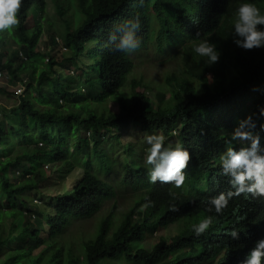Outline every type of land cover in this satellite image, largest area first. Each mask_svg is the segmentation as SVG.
<instances>
[{
	"label": "trees",
	"instance_id": "trees-1",
	"mask_svg": "<svg viewBox=\"0 0 264 264\" xmlns=\"http://www.w3.org/2000/svg\"><path fill=\"white\" fill-rule=\"evenodd\" d=\"M46 1L22 0L18 23L0 32V73L23 86L18 96L0 87V96L18 101L0 109V264H239L264 237V198L233 196L218 215L209 201L232 190L220 157L245 146L229 143L233 127L264 106V49L243 50L231 38L241 0H51L63 27L60 55L38 49L42 37L56 44L42 23ZM253 2L264 11V0ZM129 19H138L139 46L117 51L110 34ZM203 39L220 52L212 66L193 51ZM9 40L16 51L2 50ZM150 50L182 63L179 75L163 79L169 98L159 94L157 104L134 76ZM128 128L188 149L179 188L149 182L148 145L125 144L121 160L102 148L120 144ZM75 171L62 194L31 197L54 178L68 183ZM117 187L138 195L117 228L112 207L81 248L66 246L72 224L101 213ZM206 215L212 225L197 236L192 226ZM172 225H179L174 237L140 247Z\"/></svg>",
	"mask_w": 264,
	"mask_h": 264
},
{
	"label": "clouds",
	"instance_id": "clouds-1",
	"mask_svg": "<svg viewBox=\"0 0 264 264\" xmlns=\"http://www.w3.org/2000/svg\"><path fill=\"white\" fill-rule=\"evenodd\" d=\"M22 0H0V32L11 29L18 23L17 11ZM138 19L126 20L110 34L114 41V49L131 53L139 46L137 30ZM118 34V35H117ZM231 38L235 46L243 50L264 49V11L253 0H241L235 9V19L231 25ZM193 51L205 57L208 66L215 64L220 57L216 44L207 39L200 40L193 46ZM264 106H258L256 112L246 114L239 119L229 134V143L239 142L245 146L239 149L228 147L220 157L221 175L228 178L232 190L218 193L210 199L209 205L218 215L227 206L233 196L249 194L253 198H264ZM149 146L144 158L150 166L148 178L150 183H171L179 188L185 179L184 169L190 160V153L182 144L174 146L165 144V137L159 134L145 136ZM213 217L206 215L192 226L193 232L199 236L212 225ZM233 240L239 239V233L230 232ZM239 264H264V237L253 243L246 256Z\"/></svg>",
	"mask_w": 264,
	"mask_h": 264
},
{
	"label": "rangeland",
	"instance_id": "rangeland-1",
	"mask_svg": "<svg viewBox=\"0 0 264 264\" xmlns=\"http://www.w3.org/2000/svg\"><path fill=\"white\" fill-rule=\"evenodd\" d=\"M72 15L71 12L66 14V19H70L69 17ZM43 21L45 29H50L52 32L56 33V44L53 45L51 42L47 40L46 37H42L38 49L46 52L50 51L56 55H60L61 52H64L62 46V39L60 38L61 32L63 31L62 21L55 13L54 6L51 0L46 1V8L43 14ZM235 19V12L233 14L232 23ZM76 20V17H74ZM9 50L10 52H14L17 50L16 45L11 42L10 40L6 42V45L2 49ZM164 57V56H163ZM163 57L157 56L155 54V50H150L147 53L141 55V61H136V68L134 70V76L137 79H142L145 83L149 85V97L153 100L155 104H157V95L164 94L165 96L164 101L168 100L169 94L168 89L163 86V79L170 74H177L179 75L181 72L182 63L179 60H167L163 61ZM198 58V55H197ZM2 78L0 79V87H4L8 93H14V88L17 87L19 84H12L8 82L7 76L2 74ZM18 103L17 98L14 97H7V96H0V109L9 110L10 108L16 106ZM113 108V105H111ZM121 140L120 144L112 141L107 140L103 147L113 158L121 160L122 158V151L123 146L129 142L136 143L139 142L142 145H147L145 143V136L142 134H138L134 132L131 128L123 130L120 132ZM152 135V134H149ZM16 176V173H13ZM67 178L68 175L65 173L62 177ZM79 177V173L76 171L69 175L68 183L65 181L63 182L62 179L54 178V181H49L44 185L40 186L38 190V198L35 197V194H31V197L34 200H39L40 197L45 196H55L60 195L63 193L64 188L67 187L72 181L77 180ZM116 198L114 201L107 202L102 210L101 213L96 215L94 218L85 221V222H77L73 223L71 228L68 230V233L65 236V245L70 247L73 250H76L77 247L81 248V244L86 240L90 239L94 232L96 231L100 221L102 220L107 213H109L110 209L114 208V221L116 223V228L123 218V216L129 212L132 206H134V202L138 197L132 191H123L121 188H116ZM45 201V200H44ZM179 232V225H172L169 226L165 230H158L154 232L151 236H149L140 247L143 248H151L155 244L158 243L160 238H164L168 240L174 237Z\"/></svg>",
	"mask_w": 264,
	"mask_h": 264
},
{
	"label": "built area",
	"instance_id": "built-area-1",
	"mask_svg": "<svg viewBox=\"0 0 264 264\" xmlns=\"http://www.w3.org/2000/svg\"><path fill=\"white\" fill-rule=\"evenodd\" d=\"M2 74L0 73V79L2 78ZM22 91H23V86L22 85H18L17 87L14 88V94L15 95H21L22 94Z\"/></svg>",
	"mask_w": 264,
	"mask_h": 264
}]
</instances>
